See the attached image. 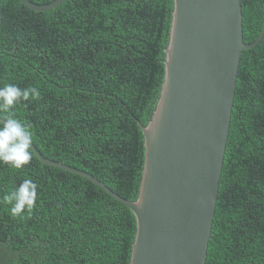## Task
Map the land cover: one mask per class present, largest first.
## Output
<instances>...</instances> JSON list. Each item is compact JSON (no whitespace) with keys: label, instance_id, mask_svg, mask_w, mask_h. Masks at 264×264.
I'll use <instances>...</instances> for the list:
<instances>
[{"label":"trees","instance_id":"16d2710c","mask_svg":"<svg viewBox=\"0 0 264 264\" xmlns=\"http://www.w3.org/2000/svg\"><path fill=\"white\" fill-rule=\"evenodd\" d=\"M172 12L173 0H69L46 12L0 0V87L39 91L14 115L43 158L136 201L137 122L147 126L160 97ZM241 12L250 45L264 0H241ZM24 179L38 185L36 206L14 217L2 197ZM135 233L132 212L90 181L34 154L22 169L0 163V264H129ZM205 264H264V36L240 57Z\"/></svg>","mask_w":264,"mask_h":264},{"label":"water","instance_id":"95a60500","mask_svg":"<svg viewBox=\"0 0 264 264\" xmlns=\"http://www.w3.org/2000/svg\"><path fill=\"white\" fill-rule=\"evenodd\" d=\"M46 12L69 0L38 6ZM246 45L241 0H173L165 78L152 118L137 125L144 164L136 201L121 198L93 176H80L132 212L136 233L129 264H205L230 128L240 57Z\"/></svg>","mask_w":264,"mask_h":264},{"label":"clouds","instance_id":"9594fccd","mask_svg":"<svg viewBox=\"0 0 264 264\" xmlns=\"http://www.w3.org/2000/svg\"><path fill=\"white\" fill-rule=\"evenodd\" d=\"M39 96L36 88H20L14 84L0 87V163L13 169H22L33 158L31 145L33 132L31 125L15 118L14 109L21 101ZM38 185L31 179H24L17 187L2 197V202L11 205L14 217L31 213L36 206Z\"/></svg>","mask_w":264,"mask_h":264}]
</instances>
